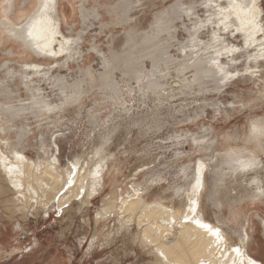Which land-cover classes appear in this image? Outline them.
<instances>
[{"label": "bare ground", "instance_id": "1", "mask_svg": "<svg viewBox=\"0 0 264 264\" xmlns=\"http://www.w3.org/2000/svg\"><path fill=\"white\" fill-rule=\"evenodd\" d=\"M0 1L4 15L2 26L6 35L5 40L19 44H13L8 55H16L18 53L15 52L17 48L22 50L24 56L31 54L39 59H31L32 61L24 64L18 63L20 70L6 67V72H3L2 69L0 73V204L8 211L9 216L6 215L10 219L18 217L17 213L21 212V209H28V216L31 217H34L40 210L48 216L49 210L55 207L60 208L72 201L80 204L82 208L89 209L92 207L93 201L103 193L106 175L110 172L107 162L102 163L99 161L101 159L93 166H88L81 158H77L64 166L60 158L59 136H55L51 144L46 141L45 137L40 136V139L35 141V143H39L40 153L38 157L34 158L28 154L25 149L31 146L32 137L36 132L29 123L31 119L39 124L38 131L43 129L44 124L56 127L59 121L54 116L60 117L70 111L78 110L83 105L85 98L94 92V86H97L98 91L104 96V104L109 102L120 103L122 101V88L125 87L128 97L133 98L136 102L132 105H127L126 102L121 104L122 107L120 108H123L125 115H131L136 105L139 107L146 106L150 101H153L156 107L160 105L157 111H161L163 107L168 106V100H175L177 97L185 98L196 93L207 95L219 90L223 92V89L227 87V82L221 83V77L217 70L210 66V60L215 57V53L206 51L212 44L211 39L207 43L196 45L200 55H197L196 51L187 53L185 51L187 48L181 47V58H175L169 53L168 47H165L163 37L165 34H177L180 31L191 35V29L196 27L198 22H205V27L196 34L198 41H202L201 34L204 30L210 35L215 30L228 44L230 36L233 38L240 37L243 40L241 33H236L234 36L231 34L232 27L229 28L228 33L223 31V27L214 29V25L217 23L216 13L214 9L202 6L206 0L194 1L190 5H184L179 1L156 14L149 29L144 31H139L133 26L136 21L130 17L129 9H127L121 18H117L119 22L114 24L115 27L122 25L128 29L126 32L127 51L119 53L112 49L108 54L103 55L102 72L95 73L91 66L80 69L85 77L91 78L90 84L93 87L87 85L84 80H81L79 84L76 83L73 87H68L64 79H58L59 82L56 84L55 81L57 80L53 78V86L60 90L61 96L60 103H53L42 93V85L40 84L46 83L45 81L50 82L51 75H53L43 70L44 64H48V61L60 55H45L36 50L33 47V42L27 37L30 24L41 14L43 5L49 0H36L37 10L26 22L21 24L15 20L17 21L23 16V12L28 9L32 0H24L23 3L21 0ZM80 1L83 2V16L92 13L98 20L103 18L98 7H94L92 10L85 8V5L90 4V1L93 2V0ZM260 1L257 0L258 7L263 9ZM217 2L220 6L227 7V0H212V3ZM238 2L250 5L252 0H238ZM130 7L133 5L130 4ZM108 9L112 14L114 8ZM188 11L192 13L191 18L187 15ZM209 14H212V24H206ZM48 15L54 22L57 33L52 49L58 51L63 45L64 54L67 56V66H69L70 60L72 58L74 60L76 56L80 57L82 61L85 60L83 63L85 67L86 61L90 58L83 55L82 40L80 41L81 44L77 42L81 37L74 44L65 45L63 43L65 40L74 39L64 34L63 22L69 21L64 10L61 9V0H55V4L50 7ZM261 20L264 21V17H261ZM236 23L234 18L228 21L231 26H235ZM262 38L264 37L258 36L257 40ZM76 45L79 47L76 48ZM190 48L192 49V45ZM258 48L259 45L257 44L253 48L245 49L242 47L241 49L248 57L250 55L257 56L259 54ZM224 57L226 56L219 57L220 64L224 69L229 73L237 72L236 70L231 72L230 68L232 67L229 65L230 63L223 62ZM22 59L25 60L24 57ZM76 60L78 59L76 58ZM234 60L236 59L234 58ZM261 61V59L249 61L246 58L245 72L253 68H264ZM147 62L151 64L150 70L147 68ZM118 72L121 74L120 80L116 78ZM169 83L171 88L166 93V87ZM23 93L26 94V99H22ZM262 94L264 97V93ZM69 97L72 99H67V102H64ZM43 104H47L52 111H45L42 107ZM179 113L185 123H193L199 116L201 117L198 112L190 113L188 109L184 108L183 110L180 109ZM253 125L256 128L255 133L252 131ZM262 129H264V119L252 121L248 132L243 133V139L241 134L232 138L236 143L243 141V147L231 148L229 152L218 155L214 154L219 142L218 137H215V132H212L206 140H203L205 138L193 137L191 141H187L188 137L186 135L184 137L188 144L192 143L194 149L208 152V154L204 155V158L196 164L190 162L181 167L184 183L179 189H176V193L179 195L182 192L186 198H189L200 189L201 192H207L203 204L205 203L208 208L212 206L223 216H225V209L229 208L231 219L227 224L232 226L233 223L240 222L239 226L236 224L238 227H235L237 231L234 232V235L239 238V245L236 248H232L228 244L232 237L230 234L227 236L222 229L224 222L218 225L209 222V218H204L202 210L200 221L189 223L186 218L179 219L183 199L178 202V207L162 200L149 202L148 190L140 187L144 183L147 185V182L144 181L145 178L142 184L131 187L133 192L130 194L117 196L116 193L103 198L96 213V221L109 220L113 212L120 221L125 219L128 224H131L127 230L128 236H133L132 242L137 236L146 240L143 249L146 252L144 253L145 256L149 258L148 264L154 262L152 257L162 258L164 264H260L248 256L247 243L251 242L253 237L255 245L258 244L253 233L260 226L264 234V218L258 214L256 216L251 214L243 219L241 210L246 207L244 205L248 202L254 205L257 202H264V178L262 176L264 137L261 136ZM183 135L184 133H181L178 139H181ZM33 147H36V144ZM177 156H180V152L177 153ZM241 161L244 163L255 161L256 166L248 171H240ZM215 163L218 164L215 165ZM192 165L194 169L191 167ZM144 171L145 169L137 170L133 175L134 179L138 178L139 180ZM211 171L215 175L212 186L207 182L210 180L208 175ZM239 181L243 182V194L241 196L236 194V185ZM0 211L2 210L0 209ZM242 219L244 223H241ZM249 224H251L250 233L247 232ZM196 227L200 228L197 229ZM136 228L138 233L135 235L133 231ZM216 231L219 232V238L213 235V232ZM232 243L235 246V242ZM93 244L88 251L94 247ZM236 249H239V252ZM20 251H22V244L18 243L10 252L18 253ZM1 253H8V251L1 250Z\"/></svg>", "mask_w": 264, "mask_h": 264}, {"label": "rangeland", "instance_id": "2", "mask_svg": "<svg viewBox=\"0 0 264 264\" xmlns=\"http://www.w3.org/2000/svg\"><path fill=\"white\" fill-rule=\"evenodd\" d=\"M23 1L21 0V3ZM179 1L184 5H190L194 1L200 2L201 0L90 1V4L85 5V8L92 10L94 7H98L103 15V18L99 20L92 13L83 16L82 1L61 0V9L64 10L69 21L63 22L64 34L73 38L74 42L81 37L77 42L82 40L83 43H79H82L81 50L84 52L83 55L89 57L90 60L86 61L84 67L85 60L82 61L80 57L75 56L74 60L72 58V61H68L69 66L66 64L67 56L65 54L56 57L59 61L55 57L52 58L48 64L43 66L44 71L53 75H51L50 82L45 81L46 83L40 84L42 93L53 103H60V90L54 88L53 78L57 80L56 84L59 82L58 79H64L68 87H73L76 83L79 84L81 80H84L87 85H91V78L85 77L80 69L91 66L95 73L102 72L103 55L105 56L112 49L119 53L126 52L128 29L122 25L115 27L114 24L119 22L117 18H121L127 9H129L130 17L136 21L133 26L139 31H144L149 29L156 14ZM31 2L28 9L23 12V16L15 22L20 24L26 22L37 10L36 0ZM130 4L133 7H130ZM260 4L264 9V0H261ZM110 7L114 8L112 14L108 9ZM3 18L0 1V73L2 69L3 72H6V67L20 70L18 63L24 64L32 60H39L31 54L24 56L22 50L17 48L15 50L18 52L17 56L8 55L12 45L19 44L5 40ZM163 39L165 47H168L169 53L175 58H181V47L187 48V53L193 51L189 43L191 35L187 32L165 34ZM210 39V33L204 30L201 40L207 43ZM228 40L230 45L244 47L240 37L230 36ZM241 52L231 56L232 60L235 58L238 61L237 63H230L228 56L223 58L224 63H230L231 72L236 70L240 73L239 76L228 79L227 89L224 88L223 92L219 90L207 95L196 93L197 95L185 97L188 98L187 100L184 97H177L175 100H168V106L163 107L161 111H157L160 105L156 107L154 102L150 101L146 106L136 105L131 115H125L123 108H120L121 104L124 102L127 105L136 103L133 98L128 97L125 87L122 88L120 103L104 104L105 98L98 91V87L91 85L94 92L85 98L83 105L78 110L70 111L66 115L60 116L61 118L54 116L59 121L56 125V127L59 126L58 128L44 124L43 129L38 131L39 124L31 119L29 123L36 132L32 137L34 141L32 140L31 146L25 149L28 154L34 158L38 157L39 143L37 144L35 141L40 139V136L45 137L50 144L55 136H59L60 158L64 166L81 158L88 166H93L99 161L107 162L110 172L106 175L103 193L93 201V205L89 209L82 208L80 204L72 201L60 208L55 207L49 210L48 216L40 210L34 217H31L28 216V209H21V212L17 213L18 217L10 219L8 211L0 204L2 210L0 211V264H48V262L52 264L56 262H58L56 264H148L149 258L145 256L146 252L143 249L146 240L137 236L132 242L133 236H128L127 230L131 224H128L125 219L120 221L113 212L109 220L96 221V213L103 198L116 193L117 196L130 194L133 192L131 187L142 184L144 178L147 185L144 183V186L140 187L148 190L149 202L162 200L178 207V202L183 199L179 219L186 218L189 223L200 221L202 210L204 218H209V222L217 225L224 222L222 229L227 236L230 234L232 237L228 244L230 247L236 248L239 245V238L234 235V232L237 231L235 227L239 226L240 222L233 223L232 226L227 224L231 219L229 208L225 209V216H223L212 206L208 208L205 203L203 204L207 192H201L199 189L186 198L182 192L178 195L176 189H179L184 183L181 167L190 162L196 164L204 158V155L208 154V152L194 149L192 143L188 144L187 141H191L193 137L206 140L212 132H215V137H218L219 142L214 154H223L229 152L231 148L238 146L242 148L243 141L236 143L232 138L241 134L243 139V133L248 132L252 121L264 119V97L262 94L264 93V68H260L262 71L256 75H246L247 57L244 51ZM23 57L25 60L22 59ZM261 62L264 64L263 60ZM147 68L151 69L150 62H147ZM116 78L121 79L120 72L116 74ZM166 88L167 93L171 88L170 83ZM26 98V94L23 93L22 99ZM183 108L188 109L190 113L198 112L201 117L199 116L193 123H185L179 113ZM181 133L184 135L178 139ZM185 135L188 137L187 141L184 139ZM35 144L36 147H33ZM98 152L101 153L97 154ZM178 152H180V156L176 157ZM262 159L264 161V154ZM217 164L215 163V165ZM191 167L193 168V165ZM140 169H145L144 174L139 177V180L138 178L134 179L133 175ZM262 173L264 178V169ZM208 176L210 180L207 182L212 186L215 175L211 171ZM236 186V194L241 196L243 182L239 181ZM126 191L127 193H125ZM247 204L244 205L245 208L243 206L245 210H241L243 219L251 214L255 216L258 214L264 218V202H257L255 205L250 202ZM243 219L241 223H244ZM255 220L257 221V219ZM250 227L251 224L247 227L248 233H250ZM133 233L135 235L138 233L137 228ZM256 236L257 240L263 243L264 238L261 231ZM93 240L95 241L93 242ZM252 240L253 237L251 242L247 243L248 256L250 257H252L250 253H256L255 242ZM232 242H235V246ZM18 243L22 244V251L11 253L10 251ZM91 244L94 247L88 251ZM1 250H7L8 253H1ZM152 258L154 259L152 264H164L162 258Z\"/></svg>", "mask_w": 264, "mask_h": 264}, {"label": "snow or ice", "instance_id": "3", "mask_svg": "<svg viewBox=\"0 0 264 264\" xmlns=\"http://www.w3.org/2000/svg\"><path fill=\"white\" fill-rule=\"evenodd\" d=\"M55 0H49L48 3L43 5V11L41 14L35 18L30 24L27 30V37L30 41L33 42V47L43 52L45 55L57 56L63 55L65 48L63 45L59 48L58 51L52 49V44L55 41L56 31L54 27V22L51 17L48 15L50 7H53ZM205 8H212L216 13L217 23L214 25V29H219L223 27L225 33L229 32V28L232 27V35L236 33H241L243 35V44L244 48H253L256 45H259L258 55L257 56H248L249 61L253 59L264 60V38L257 40L258 36L264 37V21L261 20V17H264V9L258 7L257 0H252V3H241L238 0H227V7L220 6L219 3H212V0H206L202 5ZM187 15L191 18V11L187 12ZM236 20V25L231 26L228 24L230 19ZM212 14H209V19L206 21V24H212ZM205 27V22H198L197 26L191 29V39L190 44L192 45V50L197 52V55H200L199 51L196 48L197 44H203L204 41L197 40V33ZM211 46L206 50L215 53V57L210 60V66L214 67L217 70L218 75L221 77L220 82L226 83L228 79L239 76V72L229 73L224 67L220 64L219 57L228 56L230 63H237L238 61L232 60L231 56L233 53L241 52L240 47L229 45L218 33L214 30L211 34ZM66 44H72L74 41L72 39L65 40L63 42ZM187 51V49H185ZM260 68L249 69L246 72V75H256L261 72ZM67 99H72V97L66 98L64 102H67ZM45 111H52L47 104L42 105ZM252 131L255 133V125L252 127ZM261 136L264 137V129L261 130ZM262 149H264V144H262ZM241 168L240 171H248L253 169L256 166L255 161H249L244 163L240 162ZM213 235L219 238V232H213ZM239 252V249H236Z\"/></svg>", "mask_w": 264, "mask_h": 264}, {"label": "crops", "instance_id": "4", "mask_svg": "<svg viewBox=\"0 0 264 264\" xmlns=\"http://www.w3.org/2000/svg\"><path fill=\"white\" fill-rule=\"evenodd\" d=\"M260 231H261V234H262V236L264 238L263 230L259 226V227H257V231L255 233H253V236L256 237V242L258 241L256 234L257 233H260ZM255 248H256L255 249L256 253H250V254L252 255V257L254 258L255 261H257L260 264H264V240H263V243H261L260 241H258V244L255 245ZM50 263L51 262H48V264H50ZM56 263H58V262H56ZM59 263H61V260H59Z\"/></svg>", "mask_w": 264, "mask_h": 264}]
</instances>
